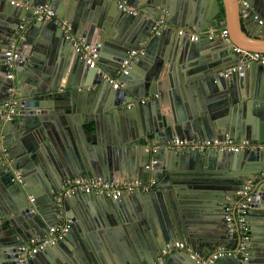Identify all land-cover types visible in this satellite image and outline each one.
Masks as SVG:
<instances>
[{"label": "water", "instance_id": "obj_1", "mask_svg": "<svg viewBox=\"0 0 264 264\" xmlns=\"http://www.w3.org/2000/svg\"><path fill=\"white\" fill-rule=\"evenodd\" d=\"M27 1L30 6L24 7L0 0V213L7 216L0 222V264L45 259L50 264H155L160 257L159 264H198L186 250L166 255L162 250L184 239L207 256L224 243V205L238 200L237 191L247 181L254 195L246 217L248 259L226 255L214 264H264V64L250 61L240 71L219 74L240 57L233 47L264 52V24L253 18H264V0H244L247 21L240 17L239 0H181L192 3V15L182 23L171 13L173 0H126L134 13L119 8V0ZM47 1L97 49L95 67L84 63L51 22L30 21L32 7ZM222 11L231 17L225 28L229 41L206 35L191 41L173 30L185 25L204 33L220 25ZM161 17L171 27L158 26L155 33ZM21 21L28 25L16 36ZM112 26L118 33L110 32ZM12 36L21 57L8 78L3 52ZM132 49L142 53L118 75ZM106 75L121 86L113 89ZM12 100H17V120L3 113V104ZM225 134L254 148L163 145L152 153L148 144ZM150 159L156 161L147 169ZM16 169L21 182L12 179ZM143 173L155 184L129 200L82 193L56 199L67 178L89 174L122 182L142 179ZM60 217L70 222L64 239L20 261L18 247L29 236H43ZM106 225H114L107 231L122 228L112 243L116 251L108 241V255L89 231Z\"/></svg>", "mask_w": 264, "mask_h": 264}, {"label": "built area", "instance_id": "obj_2", "mask_svg": "<svg viewBox=\"0 0 264 264\" xmlns=\"http://www.w3.org/2000/svg\"><path fill=\"white\" fill-rule=\"evenodd\" d=\"M11 4L16 6H30V2L27 0H10ZM240 4V14L242 17H248L250 9L246 1L239 0ZM119 8L128 12L134 13L135 9L127 5L126 0H119ZM32 16L35 20L49 21L54 27L62 31L64 38L70 41L80 58L84 63L90 67H95L97 65L98 52L92 44L86 43L84 37L75 33L72 24L64 19L60 14L56 13L50 3L47 1L43 4H37L32 7ZM253 18L258 21L259 24H264V18H259L256 14ZM158 26L163 29L171 27L164 19L161 17L156 21L154 26V32L158 33ZM26 29V23L23 22L19 25V30L15 32V35H20V32H24ZM179 36L186 35L189 40L196 41L203 35L209 38L220 37L226 41H229L228 30L225 28L219 29V31L210 30L206 34L199 31H194L192 28L183 26L175 28ZM16 36L9 37L6 42L4 49V60L3 64L7 69L6 77H13V67L14 64L20 60L21 54L19 48L16 44ZM240 55V61L232 65L223 71L219 72L220 75L227 76L231 73L240 71L243 67L250 61H256L258 63L264 64V52L260 51H247L241 49L240 47H233ZM142 50L132 49L129 51L127 57L123 59L120 69L117 74L127 73V68L132 61L136 58ZM106 80L111 82L113 89H118L121 84L117 78H112L109 75L105 76ZM12 88H9L10 91ZM148 99V98H145ZM144 102V100H141ZM17 100H12L10 103L5 102L3 104V113L6 118L13 119L17 112ZM151 147V152L156 153L164 145L166 148H177V149H197L204 150L208 148L228 150V151H242L246 149L254 148V146L247 140L235 141L228 134L221 137H210L205 139L196 138H186L180 136H174L167 140L165 144L159 145L154 142L153 139L148 143ZM2 151L6 153V147H2ZM155 159H150L146 165L147 169H150L151 165L155 163ZM13 180L21 182V170L16 169L13 171ZM155 184L153 178L147 180L142 179H129L125 181H120L118 179L107 180L102 177H95L93 175L84 174L79 175L74 178H67L63 181L60 192L58 193L56 199L59 200L61 197L71 196L73 194H96L102 195L111 200H118L121 195L133 194L146 192ZM252 186L251 181H247L241 190L237 191L238 200L229 201L224 205L223 214L226 223L227 236L231 241H234L232 246L228 245H218L214 250L207 256L201 255L199 252L190 249L187 241L176 240L174 242L168 243L166 248L162 250V254L166 255L175 250H186L189 254L197 260L198 264H214L216 259L220 256L233 255L239 257L241 260L246 261L249 255V244L251 240L249 224L247 222V211L250 208V204L254 198V195L250 193ZM3 216L0 214V221ZM70 222L68 219H61L55 224L48 227L46 233L41 237H28L19 247V259L22 262H26L29 258L37 253V251L43 250L44 248L52 245H56L62 241L68 232ZM162 257L158 259L155 264L162 262Z\"/></svg>", "mask_w": 264, "mask_h": 264}, {"label": "crops", "instance_id": "obj_3", "mask_svg": "<svg viewBox=\"0 0 264 264\" xmlns=\"http://www.w3.org/2000/svg\"><path fill=\"white\" fill-rule=\"evenodd\" d=\"M64 2L66 3V4H68V2H69V0H64ZM171 4L169 5V7L171 6V13L174 15L175 14V19H176V21H179V22H188V19H189V16L190 15H192V13L190 12V9L192 8L191 7V5H192V3H190V2H188V5L187 4H184V3H182V1L181 0H173L172 2H170ZM68 6V5H67ZM66 6V7H67ZM182 6H183V8H182ZM190 9H189V8ZM221 8H223L222 6H221ZM239 14H240V12H239ZM225 14H224V12L222 11L221 12V18H220V25L219 26H210L208 29H206V31L204 32V34H206L208 31H210V30H215V31H219V29H221V28H230V25H231V17H230V14H228V19L227 18H225V16H224ZM240 17H242V16H240ZM242 18H244V17H242ZM34 18L32 17L31 19H30V21L31 22H34ZM244 21H247L248 20V17H245L244 19H243ZM24 21H21L20 22V24L21 23H23ZM26 23V27H27V25H28V22H25ZM180 26H182V25H180ZM185 26V25H184ZM179 27V26H178ZM178 27H174L173 28V30H175V28H178ZM186 27H188V26H186ZM230 30V29H229ZM20 33H22L21 31H19ZM111 33H118V30L116 29V27L115 26H112V29H111V31H110ZM200 32V31H199ZM202 33V32H201ZM240 45H242V47H246V44H240ZM241 48V47H240ZM28 51V50H27ZM258 51H260V50H258ZM34 53H36V52H34ZM240 61V57H238L237 59H236V63L237 62H239ZM248 64V63H247ZM245 67V66H244ZM243 67V68H244ZM145 98H150V97H148V96H146ZM184 100H185V102L187 103V105L190 107V101H189V97H187L186 98V96L183 98ZM191 99V98H190ZM19 111L17 110V112H16V114L14 115V118H13V120H17L18 119V116H20V113H18ZM143 177L144 178H142V180L144 179V180H147V179H149V176H150V174L149 173H143ZM114 179H120V178H114ZM121 179H123V178H121ZM130 178H128V179H126V180H129ZM131 196V194H124L122 197L123 198H125L126 200H129V197ZM1 214V213H0ZM2 216H3V218H2V220L5 218V217H7V216H4L3 214H1ZM1 220V221H2ZM0 221V222H1ZM253 222L255 223V225L256 226H254L255 228H259V226H258V220H253ZM21 226V225H20ZM112 226H114V225H111V226H108V225H106L105 227L103 226L102 227V229H101V227H95V228H91V230H89L90 231V233H92V234H95V236L97 237V239L99 240V243L102 245H100L101 246V250H103V253H105V254H112V252H111V247H109V242H110V245H112V246H114V247H112L115 251L117 250V248H115V244H112L115 240H117V239H119L118 238V236H119V234H120V231L122 230V228L120 229V228H116V229H113V231L111 230V231H107V228H109V227H112ZM101 230V231H100ZM223 236V235H222ZM29 237H32V236H29ZM33 237H41V236H33ZM105 241V243H104V241ZM109 241V242H108ZM223 241H224V243H222V244H224V245H228V246H232V244L234 243V241H231L230 239H229V237L228 236H226L225 237V235H224V239H223ZM221 245V244H220ZM121 248V247H120ZM120 248H118V249H120ZM41 251V250H40ZM40 251H37V253L38 252H40ZM36 253V254H37ZM35 255H33L31 258H33ZM57 257V256H56ZM54 260V259H53ZM59 261H60V259H58ZM77 263H79V264H84V262L82 263V261H80V262H77ZM40 264H50V262H49V260H47V259H45L43 262H41ZM63 264H66V263H63Z\"/></svg>", "mask_w": 264, "mask_h": 264}, {"label": "bare ground", "instance_id": "obj_4", "mask_svg": "<svg viewBox=\"0 0 264 264\" xmlns=\"http://www.w3.org/2000/svg\"><path fill=\"white\" fill-rule=\"evenodd\" d=\"M181 27H183V26H181ZM97 50V49H96ZM98 52V51H97ZM237 64V63H236Z\"/></svg>", "mask_w": 264, "mask_h": 264}]
</instances>
